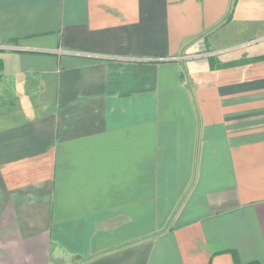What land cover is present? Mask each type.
<instances>
[{
    "label": "crops",
    "instance_id": "crops-1",
    "mask_svg": "<svg viewBox=\"0 0 264 264\" xmlns=\"http://www.w3.org/2000/svg\"><path fill=\"white\" fill-rule=\"evenodd\" d=\"M0 61V264H264V0H0Z\"/></svg>",
    "mask_w": 264,
    "mask_h": 264
},
{
    "label": "trees",
    "instance_id": "trees-1",
    "mask_svg": "<svg viewBox=\"0 0 264 264\" xmlns=\"http://www.w3.org/2000/svg\"><path fill=\"white\" fill-rule=\"evenodd\" d=\"M1 72H2V61H0V77H1ZM233 255L235 256L234 252H233Z\"/></svg>",
    "mask_w": 264,
    "mask_h": 264
}]
</instances>
